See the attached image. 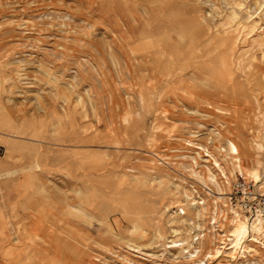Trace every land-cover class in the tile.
Instances as JSON below:
<instances>
[{
	"label": "rangeland",
	"instance_id": "1",
	"mask_svg": "<svg viewBox=\"0 0 264 264\" xmlns=\"http://www.w3.org/2000/svg\"><path fill=\"white\" fill-rule=\"evenodd\" d=\"M235 209L264 215V0H0V264H264Z\"/></svg>",
	"mask_w": 264,
	"mask_h": 264
},
{
	"label": "bare ground",
	"instance_id": "2",
	"mask_svg": "<svg viewBox=\"0 0 264 264\" xmlns=\"http://www.w3.org/2000/svg\"><path fill=\"white\" fill-rule=\"evenodd\" d=\"M254 175L256 171H253ZM234 220L236 222V231L238 234H245L248 232L249 228L252 227L253 229L263 230L264 227V215L259 213L255 216L253 221L248 220L247 218L242 217V213L239 209L234 210Z\"/></svg>",
	"mask_w": 264,
	"mask_h": 264
},
{
	"label": "built area",
	"instance_id": "3",
	"mask_svg": "<svg viewBox=\"0 0 264 264\" xmlns=\"http://www.w3.org/2000/svg\"><path fill=\"white\" fill-rule=\"evenodd\" d=\"M254 191L253 190H250V195L247 197V199H243V203H244V206H245V208H247L248 209V211H251V212H253V208H256V205H253V199H252V197L254 196ZM254 197H257V196H254ZM260 211H262V210H260Z\"/></svg>",
	"mask_w": 264,
	"mask_h": 264
}]
</instances>
